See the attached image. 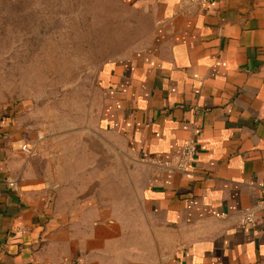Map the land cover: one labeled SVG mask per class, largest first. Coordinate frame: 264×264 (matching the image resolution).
Listing matches in <instances>:
<instances>
[{"label": "crops", "instance_id": "0c3cea01", "mask_svg": "<svg viewBox=\"0 0 264 264\" xmlns=\"http://www.w3.org/2000/svg\"><path fill=\"white\" fill-rule=\"evenodd\" d=\"M143 1L149 46L100 83L102 131L146 166L137 207L111 214L0 134V264H264V0ZM189 139L190 168L160 163Z\"/></svg>", "mask_w": 264, "mask_h": 264}, {"label": "rangeland", "instance_id": "374dc122", "mask_svg": "<svg viewBox=\"0 0 264 264\" xmlns=\"http://www.w3.org/2000/svg\"><path fill=\"white\" fill-rule=\"evenodd\" d=\"M153 25L143 0H0V134L48 153L113 215L137 207L147 171L100 127L101 69L143 52Z\"/></svg>", "mask_w": 264, "mask_h": 264}, {"label": "built area", "instance_id": "2783aa9c", "mask_svg": "<svg viewBox=\"0 0 264 264\" xmlns=\"http://www.w3.org/2000/svg\"><path fill=\"white\" fill-rule=\"evenodd\" d=\"M188 1L192 3L205 4L212 2L214 0H188ZM20 149L26 156H35L38 152L36 145L27 142H23L20 145ZM196 153L197 150H196L195 142L193 139H189L187 142H185L182 145L178 154L174 156L173 164L167 161L160 163H162V165H164L165 167L172 166L174 170H178V171L186 170L192 166L193 161L196 157ZM245 220L248 223H253V218L251 215H247L245 217Z\"/></svg>", "mask_w": 264, "mask_h": 264}]
</instances>
